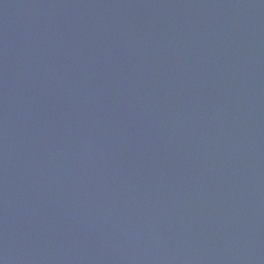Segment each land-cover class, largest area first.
Returning <instances> with one entry per match:
<instances>
[{
  "label": "water",
  "instance_id": "water-1",
  "mask_svg": "<svg viewBox=\"0 0 264 264\" xmlns=\"http://www.w3.org/2000/svg\"><path fill=\"white\" fill-rule=\"evenodd\" d=\"M0 264H264V0H0Z\"/></svg>",
  "mask_w": 264,
  "mask_h": 264
}]
</instances>
